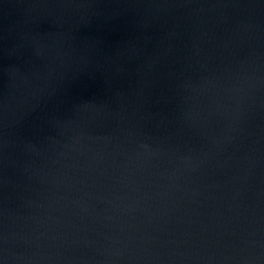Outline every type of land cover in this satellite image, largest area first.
<instances>
[{
  "label": "water",
  "instance_id": "1",
  "mask_svg": "<svg viewBox=\"0 0 264 264\" xmlns=\"http://www.w3.org/2000/svg\"><path fill=\"white\" fill-rule=\"evenodd\" d=\"M0 264H264V0H0Z\"/></svg>",
  "mask_w": 264,
  "mask_h": 264
}]
</instances>
